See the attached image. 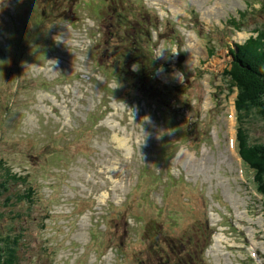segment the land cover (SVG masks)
Segmentation results:
<instances>
[{"label": "rangeland", "instance_id": "374dc122", "mask_svg": "<svg viewBox=\"0 0 264 264\" xmlns=\"http://www.w3.org/2000/svg\"><path fill=\"white\" fill-rule=\"evenodd\" d=\"M128 30L139 56L155 42L151 90L125 66ZM239 48L264 53V0H0V164L36 193L12 229L0 208L3 236L23 229L11 260L156 264V229L209 226V264H264V194L232 146L237 124L264 148L260 106L241 108L227 71Z\"/></svg>", "mask_w": 264, "mask_h": 264}, {"label": "trees", "instance_id": "16d2710c", "mask_svg": "<svg viewBox=\"0 0 264 264\" xmlns=\"http://www.w3.org/2000/svg\"><path fill=\"white\" fill-rule=\"evenodd\" d=\"M23 32L26 35H32L30 30H25ZM18 49L19 57H23L24 54L21 53V48L19 47ZM246 50L247 48H243V50L239 48V50L236 51L237 53L234 55L232 64L233 68H228L227 71L231 72V75L234 76L233 78L237 83L236 86L240 89L239 96L242 97L241 100L239 97L238 102L241 104V108L247 107L249 101L259 105L260 113L264 115V53L259 54L255 51L251 52ZM131 51H133V47L129 46L128 53H124V55L127 54L126 57L128 58V62L132 59L129 55ZM131 65L132 63H125L128 71ZM129 77L132 78L131 75H129ZM137 77L138 80L134 85L140 84L143 90H151L149 89L151 87V81L148 77L140 76L138 71L133 79L135 80ZM165 107L171 110L167 101ZM175 122L180 123V120H175ZM178 130L182 131L180 128ZM240 139L241 147L243 146L244 148L247 160L258 172L256 182L260 190L264 193V148L258 145L252 146L246 144L247 139H243L242 134L240 135ZM0 165V208L4 207L11 212V215H6L5 219L7 218L10 220L15 218L14 226L12 225L11 227L12 229L15 227L16 221L20 219L25 218L27 220L29 218L31 220L29 217L30 209H28L27 215H23V212L19 210L21 208H19L20 206L18 204L21 202L26 204L30 202L34 204L36 193L31 184L27 185L28 178H19L17 173L13 172L12 168L7 164ZM18 184H22L23 187L25 185L27 186L21 189L17 186ZM9 205L13 208H10ZM15 206H18L19 209L16 210V208H14ZM19 230L20 229L14 228V231L12 230L13 232H9V234L5 236H3L0 230V264H15L17 258L11 260V253L17 249L20 250L23 248L21 244L23 240L21 232L23 229ZM187 238L188 240L183 241L182 238L177 236L165 237L166 246H162V248H165L164 254L159 255V262L156 264H209L204 259V250L209 242L201 244V242L196 239V234L194 233H189ZM156 241L158 240H154L153 242L150 241L151 243L149 246L155 254L159 253V249L156 246L159 242Z\"/></svg>", "mask_w": 264, "mask_h": 264}, {"label": "clouds", "instance_id": "9594fccd", "mask_svg": "<svg viewBox=\"0 0 264 264\" xmlns=\"http://www.w3.org/2000/svg\"><path fill=\"white\" fill-rule=\"evenodd\" d=\"M55 40H56L57 43L63 42L60 36L55 37ZM172 52L174 53V52H176V50H173ZM133 67L135 69L137 66H133ZM177 78L181 79V74H177ZM145 119H147V118H145Z\"/></svg>", "mask_w": 264, "mask_h": 264}]
</instances>
